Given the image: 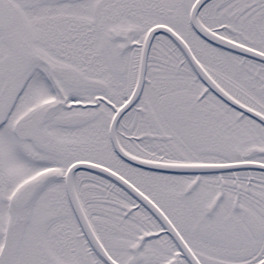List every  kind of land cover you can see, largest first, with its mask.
<instances>
[{"label": "snow or ice", "instance_id": "obj_1", "mask_svg": "<svg viewBox=\"0 0 264 264\" xmlns=\"http://www.w3.org/2000/svg\"><path fill=\"white\" fill-rule=\"evenodd\" d=\"M0 264H264V0H0Z\"/></svg>", "mask_w": 264, "mask_h": 264}]
</instances>
